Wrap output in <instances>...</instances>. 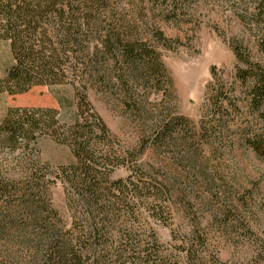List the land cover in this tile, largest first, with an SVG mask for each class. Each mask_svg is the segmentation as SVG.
Returning <instances> with one entry per match:
<instances>
[{
	"label": "rangeland",
	"instance_id": "374dc122",
	"mask_svg": "<svg viewBox=\"0 0 264 264\" xmlns=\"http://www.w3.org/2000/svg\"><path fill=\"white\" fill-rule=\"evenodd\" d=\"M60 1L0 0V264H33L48 206L59 230L87 229L65 170L86 137L113 161L109 179L150 186L129 196L131 225L109 214L107 248L124 226L155 232L167 252L197 230L222 264H264V156L246 143L263 120L246 74L264 71L256 0ZM133 44L154 50L163 76L149 49L129 55ZM24 110L52 118L51 129L16 130ZM165 116L187 125L167 142L154 133ZM78 122L92 133H76Z\"/></svg>",
	"mask_w": 264,
	"mask_h": 264
},
{
	"label": "trees",
	"instance_id": "16d2710c",
	"mask_svg": "<svg viewBox=\"0 0 264 264\" xmlns=\"http://www.w3.org/2000/svg\"><path fill=\"white\" fill-rule=\"evenodd\" d=\"M12 12L8 15H12ZM257 16H264V2L258 6ZM67 21L68 18H66V23H68ZM77 31L75 29V32ZM134 46L136 47L133 44L131 49H128L129 55L140 58L141 53L145 49H149L146 52L148 61H150L149 68L154 69L153 73L157 77L160 74L163 76L165 71L154 50L145 48L143 45L139 48L140 52L135 53L132 50ZM137 61L140 60L134 62L138 63ZM246 74L253 78L251 90L248 91L254 102L251 108L256 111L260 110L263 115L261 130L247 138L246 143L259 155L264 156V71L249 69ZM223 95L225 96V92ZM220 96L221 91L215 92L213 96L211 123L215 122L217 110L222 108L219 105L222 100ZM14 117L16 119L15 128L20 132L26 129L25 123L28 125L29 131H41L45 129L44 127L49 129L52 127L50 124L53 119L46 120L37 111L24 110L21 113H15ZM156 126L155 138L164 142L174 139L177 127L181 126L184 129L187 127L183 119L176 116H165L159 120ZM87 127L79 122L76 123V133L80 130L86 131V134L92 133L90 126ZM105 130L103 127L102 132ZM205 134V139H207L209 135ZM88 139L86 137L82 145L79 142H74V152L78 157V163L65 169L72 177L69 181L74 189V198L70 196V199L73 206H76V210L78 209L77 211L85 217L87 229L85 230V226L82 228V222L77 220L79 223H76L75 235L73 228L62 227L59 230L52 220L57 212L51 206L46 207L43 230L36 239L33 249V264H222L216 253L208 251L205 236L197 230L191 233L188 242H183L174 251L167 252L164 246L159 243L155 232L142 237L136 230L124 226L119 230L118 244L113 247V250L107 248L106 244H110L108 236L112 219L109 214H115L117 221L122 218L123 222L131 225L130 221L136 220V212L129 204V196L142 197L145 193H149L150 186L134 183L131 179L127 181L109 179L108 170L110 171L109 167L113 161L111 162L107 158L99 159L97 157L99 153L97 141L91 142ZM73 141L75 140L73 139ZM155 189H157L156 186ZM120 206L124 207V211H119ZM112 208L117 211L114 212ZM153 213L159 215L157 220L163 221L164 216L161 211L156 212L153 207ZM243 228L249 231L246 224H243ZM258 247L260 253L264 254V242L260 243Z\"/></svg>",
	"mask_w": 264,
	"mask_h": 264
},
{
	"label": "flooded vegetation",
	"instance_id": "af4514ba",
	"mask_svg": "<svg viewBox=\"0 0 264 264\" xmlns=\"http://www.w3.org/2000/svg\"><path fill=\"white\" fill-rule=\"evenodd\" d=\"M253 1H255V0H253ZM262 2H264V0H256V5H255V7H256V9H258V6H259V4H262ZM256 15H257V13H256ZM251 19H253V20H255V22H257V23H264V16L263 17H253V18H251Z\"/></svg>",
	"mask_w": 264,
	"mask_h": 264
}]
</instances>
